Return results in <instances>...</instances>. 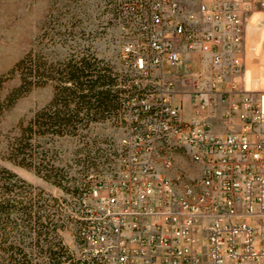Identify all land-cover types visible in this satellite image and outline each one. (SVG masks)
<instances>
[{
  "label": "built area",
  "instance_id": "built-area-1",
  "mask_svg": "<svg viewBox=\"0 0 264 264\" xmlns=\"http://www.w3.org/2000/svg\"><path fill=\"white\" fill-rule=\"evenodd\" d=\"M190 4L122 2L144 35L121 50L137 92L127 103L148 116L114 121L125 131L118 144L89 148L75 211L80 264H264L250 222L264 220V91L233 81L264 0ZM177 81L189 120L184 100L171 101Z\"/></svg>",
  "mask_w": 264,
  "mask_h": 264
},
{
  "label": "rangeland",
  "instance_id": "rangeland-1",
  "mask_svg": "<svg viewBox=\"0 0 264 264\" xmlns=\"http://www.w3.org/2000/svg\"><path fill=\"white\" fill-rule=\"evenodd\" d=\"M187 1V0H186ZM194 2L191 7L201 0ZM123 0H0V98L15 87L20 80L12 74L15 65L31 50L43 49L45 54L59 65L71 55L75 48L91 46L104 64L113 68L119 75L115 90H122L116 101L115 111L103 119L89 124L82 138L46 140L54 145L47 162L61 170L64 190L45 180L34 169L18 166L8 159L10 139L25 126L33 116L45 107L53 98L54 86L34 88L20 98L14 106L0 117V167H5L34 187L39 188L63 202L64 222L60 230L61 238L69 252L77 254L75 211L81 187L85 183L83 162L93 145H116L125 134L121 126L114 121H144L146 114L132 109L128 99L136 96L132 93L127 74V65L122 59V47L135 41H144L141 31L142 20L124 13ZM84 31L85 35L73 37V27ZM247 59L249 81L247 88L260 93L264 91V11L258 13L248 30ZM169 80L175 82L174 77ZM251 80V81H250ZM176 92L172 96L173 104L187 98L181 93L182 87L176 82ZM140 94V93H139ZM49 147V146H48ZM84 148L83 152H79Z\"/></svg>",
  "mask_w": 264,
  "mask_h": 264
},
{
  "label": "trees",
  "instance_id": "trees-1",
  "mask_svg": "<svg viewBox=\"0 0 264 264\" xmlns=\"http://www.w3.org/2000/svg\"><path fill=\"white\" fill-rule=\"evenodd\" d=\"M71 30L73 37L84 31ZM57 65L43 49L31 50L13 68L19 86L0 98V117L34 88L52 84V100L9 141L8 159L34 169L64 190L61 170L47 162L54 145L46 140L82 138L89 124L111 115L122 90L119 75L91 46L80 48ZM0 80V85H1ZM49 146V147H48ZM84 148L79 152H83ZM63 202L0 167V264H80L64 244Z\"/></svg>",
  "mask_w": 264,
  "mask_h": 264
},
{
  "label": "crops",
  "instance_id": "crops-1",
  "mask_svg": "<svg viewBox=\"0 0 264 264\" xmlns=\"http://www.w3.org/2000/svg\"><path fill=\"white\" fill-rule=\"evenodd\" d=\"M253 19L251 21L248 22V26H247V31H246V36H245V53H244V59H243V70L242 72L237 75L236 77L233 78L234 82L239 83L240 87L242 89H247L250 92H252L253 94H257L258 92H256L255 90H250L247 88V83L249 81V76H248V67L250 64V62L247 59V49H248V42H247V38H248V30L250 28V25L252 23ZM194 66L196 68H200V66H202V62H200L198 60L197 57L192 58ZM251 81V80H250ZM182 100V99H181ZM184 102L186 103L184 108L182 109L181 112V117L184 120H189L191 118L192 115V111L193 108L190 105V103L188 102V98H183ZM212 132L214 134H220L223 132V125H222V121L220 120L219 117H217L213 122H212ZM253 225L257 226L259 228V240L258 243L259 245L264 247V220L262 219H254L250 221Z\"/></svg>",
  "mask_w": 264,
  "mask_h": 264
}]
</instances>
